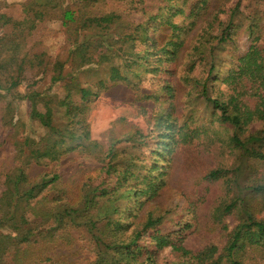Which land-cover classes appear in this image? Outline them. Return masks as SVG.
<instances>
[{
  "label": "trees",
  "instance_id": "obj_1",
  "mask_svg": "<svg viewBox=\"0 0 264 264\" xmlns=\"http://www.w3.org/2000/svg\"><path fill=\"white\" fill-rule=\"evenodd\" d=\"M99 1L104 0L31 1L27 21L1 15L6 22L14 23V29L16 25L25 27L29 20L31 31L56 17L72 31L75 40L70 50V73H64L65 62L58 59L51 70L50 80L59 82L66 91L63 99H57L36 90L16 92L27 79L28 69L43 63L44 53L27 49V36L17 38L11 32L0 37V45H9L8 59L0 60V97L28 100L30 118L45 128L38 139L22 135L14 143V150L0 158V178L4 177V187L0 189V264H53L49 243L60 240L71 244L74 236L69 226L87 229L93 240L90 249L96 254L92 264H158L154 252L168 246L182 256L196 258L199 264H245L241 257L247 247L264 249V220L255 216V200L264 203L260 170L264 161L263 15L247 17L245 28L250 44L232 58L229 70L220 76L218 50L224 42L234 41L241 27L234 25V15L241 13L244 0H237L225 21L213 20L193 41L182 57L186 61V71L182 73L177 61L190 31L184 19L195 24L208 9L209 0H140L148 12L144 20L128 23L127 32L118 30L121 14L88 8ZM162 26L168 30L164 42L156 37ZM92 64L97 67L88 66ZM102 73L106 74L104 78L87 80L91 74ZM147 74L155 82V88L143 94L153 103L152 128L147 134L135 129L113 136L104 150L103 143L91 138L88 103L113 82L132 84L134 77L140 76L141 81ZM138 83L132 85L137 90ZM183 87L188 89L186 94L181 93ZM200 101L209 109L204 114L206 122L230 129L226 142L230 154L237 158L233 167H227V160H223L207 174L212 181L223 180L227 188L225 200L213 213L226 238L222 249L212 244L190 250L183 244L184 239L161 233L163 213L171 208L162 212L157 207V211L148 212L145 221H140L144 204L170 180L172 154L203 132L197 119L199 112L193 111ZM55 108L58 112L54 115ZM7 110H0V128H17L19 112ZM255 122L261 128L249 131ZM132 142L147 152H132ZM71 151L93 155L101 164L96 175H87L74 203L62 191L50 193L60 180L59 173L45 172L35 180L28 172L32 164L50 165ZM234 212L242 213L240 222L230 227L227 215ZM149 230L155 232L150 234L151 243L147 245L143 236H149ZM143 238L144 245L140 241ZM30 247L37 249L36 258L31 257ZM143 250L147 255L141 260Z\"/></svg>",
  "mask_w": 264,
  "mask_h": 264
},
{
  "label": "rangeland",
  "instance_id": "obj_2",
  "mask_svg": "<svg viewBox=\"0 0 264 264\" xmlns=\"http://www.w3.org/2000/svg\"><path fill=\"white\" fill-rule=\"evenodd\" d=\"M39 2L41 0H0V37L4 34L14 33L17 38L26 37V48L33 52L44 53L43 63L38 64L33 69H28L27 79L21 83L17 89V93L30 92L36 90L38 92H46L57 99H63L66 91L59 82L54 83L50 80L54 62L58 59L65 62L64 73H70L72 64L70 50L73 47L75 35H73L63 26L62 21L52 17L47 19L43 24L31 31V23L26 22L25 27L16 25V29L12 26L13 22H6V18L1 17L2 14L12 17L15 20L27 21L28 18V2ZM71 0H66L67 2ZM181 1V0H180ZM237 0H209L208 9L199 17L196 23H192L188 18L184 19V26L190 27L187 35L186 47L182 51L177 63L181 64L180 69L184 73L186 61L182 59L189 47L199 35L203 33V28H209L210 22L213 20L225 21L228 18L231 8ZM145 4L140 0H104L97 2L94 6H89L93 11L99 13L116 12L122 15L121 32H127V24L132 21H142L145 18L146 10H143ZM240 14L234 15V25L241 27L235 35L234 41L224 42L219 48L220 71L222 76L229 70L232 58L238 57L249 46L248 32L246 31V19L252 17L255 13L263 16L262 22V38H264V0H244ZM171 13L165 14L163 20H166ZM4 20V21H3ZM243 23V24H242ZM168 34V30L164 26L156 32V37L164 42ZM6 46L0 45V60H6L9 57L7 53L8 42ZM96 68V64L88 65ZM87 66L83 67L86 68ZM75 74L78 71H73ZM81 79H83V74ZM98 76L105 77L106 74L92 75L87 80H97ZM134 77L132 84L124 81L113 82L109 84V88L102 91L101 95L89 102L88 114L91 125V138L103 143V148H108L109 141L113 136L122 135L125 132L135 129H141L147 134L152 128L153 123L150 117L153 110V103L150 99H145L143 94L150 92L155 88L153 76L150 74ZM139 82L140 88L137 90L132 85ZM182 94H186L188 89L183 87ZM15 96L0 97V110L7 112V108L16 109L19 112L20 121L17 128L4 126L0 128V156H5L6 152L14 150V143L19 140L22 135H29L39 138L45 133L39 122L32 120L29 116L30 102L26 99L14 98ZM196 97V95H195ZM19 99V100H18ZM197 99V98H196ZM10 104L8 107L7 105ZM205 102L200 101L193 109L197 114L199 124H202V133L199 137L186 146H181L172 154L170 162V180L161 192L150 201H147L142 207L141 213L144 214L140 221H145L149 211H157V207L165 211L162 224L159 225L161 233H172V239L183 240V244L189 248L203 249L214 244L220 249L225 243V236L220 233V227L216 225L213 216L218 205L223 203L226 198V184L223 180L212 181L207 177L209 171L217 166L219 162L223 164V160H227V167H233L237 161L235 155L230 154V148L226 142V136L230 134V129L222 127L219 124H209L205 120L206 108ZM58 112L54 109V115ZM57 118V116H56ZM261 128L260 123H253L249 127V131L253 132ZM149 140V139H148ZM150 141V140H149ZM151 142H149L150 144ZM123 144V143H122ZM130 143L132 152L142 154L147 152L145 147L133 145ZM152 144V143H151ZM150 144V145H151ZM101 164L93 156L81 151H71L65 153L58 162L50 165L32 164L28 169L29 174L36 180L40 179L45 172H57L60 180L55 184L51 192L62 191L65 198L74 203L77 200L80 187L87 175H96L97 167ZM260 170L263 171L264 178V161H262ZM4 187V177L0 178V189ZM200 201L199 204H195ZM258 203L255 210V216L264 220V204L263 201L255 200ZM133 204V203H132ZM242 213L234 212L227 215V222L230 227L240 222L239 216ZM186 223L190 226L186 228ZM140 227V226H139ZM198 227V228H195ZM195 228V229H194ZM73 232L74 240L71 244L66 245L58 240V243H49L52 248L49 252L53 255V264H92L95 261V251L90 249L93 240L86 228L69 226L67 228ZM154 230H149L144 236L147 238V245H150V234ZM145 238L141 239L143 244ZM192 240V242H190ZM145 244V243H144ZM143 244V245H144ZM195 246V247H193ZM197 246V247H196ZM152 248V247H150ZM153 250V249H151ZM31 257H37V249L30 247ZM241 259L245 264H264V249L259 247H247ZM147 253L143 250L141 260L146 257ZM154 258L158 264H199L196 258L191 256H182L172 247H164L154 252Z\"/></svg>",
  "mask_w": 264,
  "mask_h": 264
}]
</instances>
